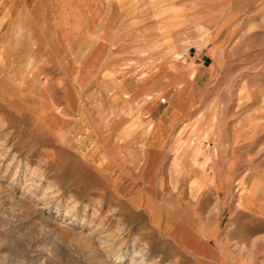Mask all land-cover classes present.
<instances>
[{
  "label": "rangeland",
  "instance_id": "obj_1",
  "mask_svg": "<svg viewBox=\"0 0 264 264\" xmlns=\"http://www.w3.org/2000/svg\"><path fill=\"white\" fill-rule=\"evenodd\" d=\"M174 84L201 177H102L96 111ZM181 203L201 218L177 238ZM133 262L264 264V0H0V264Z\"/></svg>",
  "mask_w": 264,
  "mask_h": 264
},
{
  "label": "crops",
  "instance_id": "obj_2",
  "mask_svg": "<svg viewBox=\"0 0 264 264\" xmlns=\"http://www.w3.org/2000/svg\"><path fill=\"white\" fill-rule=\"evenodd\" d=\"M37 18L38 21L46 20L43 15ZM98 78V75L90 76L88 83L96 85L95 91L100 93L98 87L103 85V81L99 82ZM174 86L171 94L165 89L144 94H140L139 89H115L111 92L116 108L112 122L118 126L108 125L106 116L97 110L96 140L86 141L81 147L102 177H117L115 180L119 183L128 181L130 188L134 187L132 183L143 180V177H201L199 155L194 160L192 153H186L183 144L179 146L178 143L177 135L184 117L182 109L177 106L182 95L176 88L178 85ZM162 95L169 97L168 102L161 100ZM111 128L114 130L112 134ZM189 168L195 172L189 173ZM183 192L170 190L168 196L182 198ZM155 196L158 197L159 193H154ZM130 198L136 205L143 204L139 201L144 198L143 188L136 186ZM197 207L194 203L192 208L181 203L178 209L173 208L169 212L168 229H172L176 237L178 234L177 238L199 228L201 216ZM191 246L192 253L200 256L202 245L192 241Z\"/></svg>",
  "mask_w": 264,
  "mask_h": 264
},
{
  "label": "bare ground",
  "instance_id": "obj_3",
  "mask_svg": "<svg viewBox=\"0 0 264 264\" xmlns=\"http://www.w3.org/2000/svg\"><path fill=\"white\" fill-rule=\"evenodd\" d=\"M39 27H40V26H39ZM7 31H8V30H7ZM5 33H6V32H5ZM5 33H4V34H5ZM53 33H54V32H53ZM2 38H3V37H2ZM16 42H17V44H19L20 40H17ZM30 51H31V49H30ZM12 59H13V58H12ZM9 79H10V78H9ZM7 85H8V84H7ZM31 92H32V91H31ZM12 102H13V101H12ZM116 127H117V126H116ZM162 143H163V142H162ZM131 156H132V155H131ZM117 259H121V258L118 257ZM119 261H121V260H119ZM133 263L136 264L135 262H133Z\"/></svg>",
  "mask_w": 264,
  "mask_h": 264
},
{
  "label": "water",
  "instance_id": "obj_4",
  "mask_svg": "<svg viewBox=\"0 0 264 264\" xmlns=\"http://www.w3.org/2000/svg\"><path fill=\"white\" fill-rule=\"evenodd\" d=\"M205 61H206V64L210 63V59H208V58H205Z\"/></svg>",
  "mask_w": 264,
  "mask_h": 264
}]
</instances>
